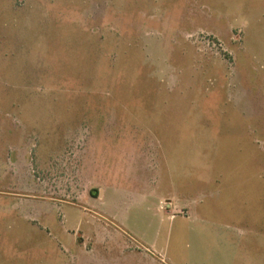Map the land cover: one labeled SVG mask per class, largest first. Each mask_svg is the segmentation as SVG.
<instances>
[{
	"label": "rangeland",
	"instance_id": "obj_1",
	"mask_svg": "<svg viewBox=\"0 0 264 264\" xmlns=\"http://www.w3.org/2000/svg\"><path fill=\"white\" fill-rule=\"evenodd\" d=\"M0 264H264V0H0Z\"/></svg>",
	"mask_w": 264,
	"mask_h": 264
},
{
	"label": "crops",
	"instance_id": "obj_2",
	"mask_svg": "<svg viewBox=\"0 0 264 264\" xmlns=\"http://www.w3.org/2000/svg\"><path fill=\"white\" fill-rule=\"evenodd\" d=\"M169 218L171 219L172 218V216H169ZM126 238H128L127 236H126ZM128 240H129V238H128ZM160 261V260H159ZM161 262V261H160ZM162 263V262H161Z\"/></svg>",
	"mask_w": 264,
	"mask_h": 264
}]
</instances>
